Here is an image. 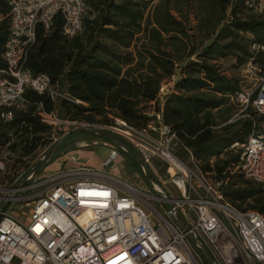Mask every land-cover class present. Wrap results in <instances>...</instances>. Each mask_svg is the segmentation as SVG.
Segmentation results:
<instances>
[{
    "label": "built area",
    "instance_id": "obj_1",
    "mask_svg": "<svg viewBox=\"0 0 264 264\" xmlns=\"http://www.w3.org/2000/svg\"><path fill=\"white\" fill-rule=\"evenodd\" d=\"M6 2L10 28L3 55L6 69L0 70V115L10 121L9 110L23 108L25 90L52 100L59 96L48 75H34L25 67L27 57L38 28L50 32L57 18L63 22L65 38L79 35L85 6L84 0ZM166 91L164 86L158 102ZM232 102L238 112L214 129L247 121L251 132L243 144L231 146L238 161L230 174L264 187V73L252 90H241ZM159 105L151 103L149 122L142 129L120 118L96 128L125 142L146 166L160 161L168 181L153 183L151 190L141 182L122 181L109 167L123 158L118 148L105 142L110 153L100 167H69L80 149L66 152L40 172L0 186V264H205L192 238L216 264H264V216L231 206L222 193L223 181L201 173L191 151L186 150L188 163L181 161L176 136L155 108ZM38 116L52 131L75 125L41 107ZM167 184L179 198L165 192ZM142 205L154 218L142 211Z\"/></svg>",
    "mask_w": 264,
    "mask_h": 264
},
{
    "label": "trees",
    "instance_id": "obj_2",
    "mask_svg": "<svg viewBox=\"0 0 264 264\" xmlns=\"http://www.w3.org/2000/svg\"><path fill=\"white\" fill-rule=\"evenodd\" d=\"M260 1L159 0L153 7V0H84L81 34L65 38L60 18L48 33L38 28L25 67L34 75H48L59 96L52 100L25 90L23 108L10 109V121L0 115V149L15 156L9 158V171L25 165L28 174L34 165L24 160L50 142L52 129L40 120V107L60 120L110 123L120 118L142 129L155 102L176 136V155L188 159L186 150L191 151L201 173L223 181L222 193L231 206L264 216V187L230 174L238 161L231 146L246 141L250 124L214 129L231 117L232 99L241 91L237 80L216 65L232 59L238 67L253 58L241 34H251L252 43L264 48V17L242 18ZM9 12L6 0H0V70L6 69ZM191 18L197 21L194 29ZM257 57L256 62H264V52ZM164 86L167 91L158 102Z\"/></svg>",
    "mask_w": 264,
    "mask_h": 264
},
{
    "label": "rangeland",
    "instance_id": "obj_3",
    "mask_svg": "<svg viewBox=\"0 0 264 264\" xmlns=\"http://www.w3.org/2000/svg\"><path fill=\"white\" fill-rule=\"evenodd\" d=\"M158 1L159 0H153L152 2L153 7L158 3ZM86 14H87V10L84 7V16ZM248 16L264 17V0H261L258 3V5L255 7V9L247 12L244 16H242V18L246 19ZM196 25H197V21L194 18H191V20L189 21V27L191 26L194 29ZM194 34L198 39L199 35H197L195 32ZM240 36L242 37L241 43L247 46L248 52L253 55V58L248 59L244 64L239 65L238 67H235L233 65L234 62L232 61V59L224 60L221 63H218L216 66L220 69L222 74H224L230 79L237 80L239 86L241 87V90H252L255 87L260 75L264 73V62L262 63L256 62V60L258 59L257 57L258 52H264V48H261L258 45L252 43L253 37L251 34L245 33V34H241ZM192 59L194 60L195 56H192ZM232 106L234 110L232 112L231 117L238 112V108L234 104H232ZM96 120H99V119H96ZM64 121H67L68 123L71 122L69 120H64ZM74 123L75 125L69 124V125L62 127L59 130L52 131L48 146L38 149L33 156L26 158L24 160L25 164L27 163L29 165H35L41 159V157L50 148H52L55 144H57L59 141H62L61 146L55 152L49 155L47 161L42 165V167L46 166V164L54 163L57 158H59L66 152H70V151L77 150V149H83V148L88 147L89 145L94 147L97 143H101V144L104 143L103 141H101L95 136H90L86 133L81 134V132L76 133L75 132L76 130H90L98 134H105L111 138L116 139L110 134H107L96 128V127L108 125L109 123H106V122L100 123L98 121L94 123H89V122H74ZM225 123L221 121L219 124L221 126ZM53 138L56 139V142H53ZM116 140L121 142L118 139ZM109 153H110V149L106 147H101V148L99 147L97 148V150H95V154L100 159H103V160H106L108 158ZM233 154H237L236 149ZM121 156L123 158V161L121 162V164H116V165L112 164L109 167V170L113 172L116 176H118L122 181H128L132 184H137L138 182H141L142 183L141 186L145 187V189L151 190L148 184L146 183L144 171L127 154H125V156L124 155H121ZM9 158H15V156H13V154H10L6 150V148L0 149V162H2L4 165V169H0V186L14 185L15 183H17V180L24 177L25 165L23 164L24 166L22 167L20 165H17L16 171H9L10 169L9 165L11 164V161H10L11 159ZM180 159L181 161L188 163V159L186 157L180 158ZM56 167L57 166H54L52 168H56ZM41 168L37 172H40ZM147 169L150 174L152 184L155 182H158L159 180L168 181L169 176L167 175L165 171L164 165L160 161L155 160L154 162H152L151 166H147ZM163 189L165 190L166 193H173L174 194L173 196L175 198L180 197L179 194L175 192L173 186L170 184L163 186ZM152 205L155 208L157 206V204L154 202H152ZM14 207L17 210H20V206H14ZM140 208L145 214L147 215L151 214L150 211L147 208H145V206L142 205L140 206ZM25 211L28 212L27 209H25ZM16 214L19 215V213H16ZM16 214L15 216H17ZM151 216L152 218H154L152 214Z\"/></svg>",
    "mask_w": 264,
    "mask_h": 264
},
{
    "label": "water",
    "instance_id": "obj_4",
    "mask_svg": "<svg viewBox=\"0 0 264 264\" xmlns=\"http://www.w3.org/2000/svg\"><path fill=\"white\" fill-rule=\"evenodd\" d=\"M77 132H81V133H86L90 136H95L98 139H100L101 141L116 147L118 149H121L125 154H127L143 171L145 174V179H146V183L148 184L149 188L152 189L153 188V184L150 178V174L148 172L147 166L144 164V162L135 154L133 153L130 149H128L124 144H122L121 142L117 141L114 138L109 137L108 135L105 134H98L94 131H90V130H76ZM62 141H59L57 144H55L52 148H50L44 155H43V159L39 160L34 167L32 168V170L30 171L31 174H35L43 165L44 160L47 159L49 157L50 154H52L53 152H55L60 146H61ZM1 207H2V202H0V211H1ZM172 220L174 221V223L181 229V230H185L184 226L182 224H180L178 222V220L172 216ZM191 242L194 245H197L200 247L201 249V253L205 259V261L207 262V264H216L214 262V260L212 259V257L209 255V253L201 246L200 243H198V241L196 239H190Z\"/></svg>",
    "mask_w": 264,
    "mask_h": 264
},
{
    "label": "crops",
    "instance_id": "obj_5",
    "mask_svg": "<svg viewBox=\"0 0 264 264\" xmlns=\"http://www.w3.org/2000/svg\"><path fill=\"white\" fill-rule=\"evenodd\" d=\"M101 147H106L101 143H97L94 147L88 146L86 148L80 149L77 151L75 158V162L73 164H70L69 167H76L78 165H91L94 167H100L102 162L104 161L103 159H100L96 154L95 150L97 148ZM108 148V147H106ZM78 150V149H77Z\"/></svg>",
    "mask_w": 264,
    "mask_h": 264
},
{
    "label": "flooded vegetation",
    "instance_id": "obj_6",
    "mask_svg": "<svg viewBox=\"0 0 264 264\" xmlns=\"http://www.w3.org/2000/svg\"><path fill=\"white\" fill-rule=\"evenodd\" d=\"M82 134V133H81Z\"/></svg>",
    "mask_w": 264,
    "mask_h": 264
}]
</instances>
